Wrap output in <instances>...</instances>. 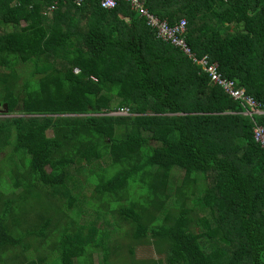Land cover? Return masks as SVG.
Segmentation results:
<instances>
[{"label":"trees","instance_id":"obj_1","mask_svg":"<svg viewBox=\"0 0 264 264\" xmlns=\"http://www.w3.org/2000/svg\"><path fill=\"white\" fill-rule=\"evenodd\" d=\"M55 1L0 0V264H264V115L126 4ZM140 1L264 110V0Z\"/></svg>","mask_w":264,"mask_h":264},{"label":"built area","instance_id":"obj_2","mask_svg":"<svg viewBox=\"0 0 264 264\" xmlns=\"http://www.w3.org/2000/svg\"><path fill=\"white\" fill-rule=\"evenodd\" d=\"M62 1L71 3V5L75 7H81L89 0ZM98 2L100 8L103 10H113L121 3L128 5L131 11L135 12L140 18L144 19L147 27L155 33L157 39L179 49L184 55L188 56L194 64L202 68V70L209 76L210 81L213 84L220 86L223 92L233 100L240 101L245 108L243 115L249 117L253 115H264V110L261 109L260 105L255 102L253 98L244 94V91L238 88L234 81L222 77L216 63H210L206 56L198 59L194 54H191L190 49L184 40L187 31V22L185 19H180L178 22L170 25L165 20H161L149 12L139 0H98ZM57 7L58 6L56 4H52L46 9L45 14L51 13ZM120 114L128 115L127 112H122ZM254 138L256 142L260 143L261 146L264 147V131L262 128H256L254 130Z\"/></svg>","mask_w":264,"mask_h":264},{"label":"rangeland","instance_id":"obj_3","mask_svg":"<svg viewBox=\"0 0 264 264\" xmlns=\"http://www.w3.org/2000/svg\"><path fill=\"white\" fill-rule=\"evenodd\" d=\"M8 29H10V28H8ZM190 52H191V54H193L191 49H190ZM186 57L189 59L188 56H186ZM189 60H191V59H189ZM21 70L24 72L29 71V67H22ZM3 116H4V114L1 115L0 117H3ZM89 170H90V167L83 166V168H79L75 172H72L71 177H70L69 187L72 189V193L77 199L76 205L78 207V210L80 212H82L81 214H83V216H84V223H86L87 227H90L93 224L97 228H100L103 226L104 229H107L110 232H114V228H113L112 222H111L112 220L108 216L100 213L101 218L99 219L97 217V215L94 214L95 212L91 213V212L86 210L88 208L85 204L86 203L85 202V199H86L85 195L88 194V192L92 189L90 183L87 182V179L89 178V174H88ZM176 175L178 176V174H176ZM175 181H176V183L178 182V180H175ZM165 211H166V208H165L164 212ZM87 212H88V214H87ZM201 215L203 216V214H201ZM81 223H82V221H81ZM112 238L115 239L118 237L113 235ZM122 242L123 241H121L119 239L117 240L118 244L119 243L122 244ZM148 249L149 248H138V249H136L135 258L137 260H147V259L153 258L154 257L153 255L155 252L154 251L152 252ZM94 264H102V258L100 256L96 255L94 257Z\"/></svg>","mask_w":264,"mask_h":264},{"label":"crops","instance_id":"obj_4","mask_svg":"<svg viewBox=\"0 0 264 264\" xmlns=\"http://www.w3.org/2000/svg\"><path fill=\"white\" fill-rule=\"evenodd\" d=\"M140 1V0H139ZM59 2H61L63 5H67V4H70L71 5V3H66V2H63L62 0H58V1H55L53 4H56L57 6L59 5ZM141 2V1H140ZM142 3V2H141ZM143 4V3H142ZM128 6V5H127ZM143 6H144V4H143ZM145 7V6H144ZM147 9V8H146ZM131 12H133V11H131ZM135 15H137L138 16V18H140L139 17V15L138 14H136L135 12H133ZM140 19H143V18H140ZM182 19H184V18H182ZM144 20V19H143ZM145 22V21H144ZM146 24V23H145ZM147 26V25H146ZM184 40H185V42H186V37L184 38ZM186 44H187V42H186ZM188 46V45H187ZM189 47V46H188ZM190 49V48H189ZM179 50V49H178ZM180 51V50H179ZM186 56V55H185ZM198 66V65H197ZM200 67V66H199Z\"/></svg>","mask_w":264,"mask_h":264},{"label":"water","instance_id":"obj_5","mask_svg":"<svg viewBox=\"0 0 264 264\" xmlns=\"http://www.w3.org/2000/svg\"><path fill=\"white\" fill-rule=\"evenodd\" d=\"M0 113H1V114H5V113H6L5 105H4L3 109L0 110Z\"/></svg>","mask_w":264,"mask_h":264}]
</instances>
